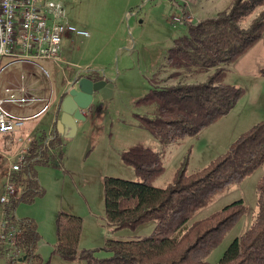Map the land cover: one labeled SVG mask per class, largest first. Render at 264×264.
<instances>
[{
	"label": "rangeland",
	"instance_id": "obj_1",
	"mask_svg": "<svg viewBox=\"0 0 264 264\" xmlns=\"http://www.w3.org/2000/svg\"><path fill=\"white\" fill-rule=\"evenodd\" d=\"M56 1L63 5L64 21L88 31L89 35L83 37L72 33V39H66L64 33L61 44L64 58L61 56V63L39 61L48 71L49 78L39 74L38 84L46 90L36 95L47 97L46 93L51 87V107L54 108L66 94L70 86L68 84L73 81L66 84L65 75L69 76V71H78L85 66L96 69L94 74L108 78L113 88L110 96H96L92 100L87 109L89 116L79 121L73 137L58 138L61 149L54 150L57 157L44 153L40 160L32 162L30 170L37 179L36 190L39 193L28 192L16 205L15 214L19 220L30 221L38 232L39 238L33 249V264H40L48 258L49 264H86L84 260L68 261L51 255L56 241V218L59 215L80 217L82 226L78 249L89 250L97 258L111 255V252L104 249L110 238L129 239L149 235L154 220L146 221L135 230H116V224L108 221L103 198L104 179L113 177L134 180V171L121 161L120 152L131 144L142 142L161 153L164 170L152 184L164 187L173 180L180 167H185L187 173L204 168L226 152L240 133L263 120L264 77L256 71L249 73L247 68H253L252 58L258 66L260 60L255 52L264 37L247 51L248 54L241 55L227 66L230 71H226L223 82L243 88V94L236 105L199 132L184 136L177 142L161 144L148 130L139 126L135 114H145L147 107L137 106L136 100L156 82L159 85L192 84L207 79L213 69L202 73L182 71L178 78H169L170 70L165 66L166 50L175 37L186 33L189 24L226 13L234 0ZM263 9L264 5L255 7L240 22V26L246 28ZM24 67L36 73L38 71L22 63L10 65L5 71L19 72ZM39 105L31 103L18 111L29 114ZM47 113L27 120L23 129L34 124L37 127ZM46 123L43 122V125L46 126ZM23 129L17 132L18 135H23ZM31 132H35L36 136L41 133L38 129ZM17 133L8 134L10 142L0 134V194L8 168L7 157L19 146L16 143L14 149L10 147V144L16 142L14 137H17ZM59 157L60 160L57 159ZM263 174L264 163L240 182L231 183L188 221L190 224L207 217L235 200H242L245 205L238 222L207 255L206 261L216 262L229 244L248 228L255 210L256 183ZM7 260L4 255H0V264H8Z\"/></svg>",
	"mask_w": 264,
	"mask_h": 264
},
{
	"label": "trees",
	"instance_id": "obj_2",
	"mask_svg": "<svg viewBox=\"0 0 264 264\" xmlns=\"http://www.w3.org/2000/svg\"><path fill=\"white\" fill-rule=\"evenodd\" d=\"M262 5L264 0H234L226 13L189 24L186 33L175 37L165 56L169 78H178L182 71L202 73L213 69V72L204 81L192 84L159 85L154 80L156 83L135 102L137 106L147 107L145 114H135L139 126L161 144H169L199 132L227 114L243 94L242 87L223 82L227 66L264 37V9L246 28L240 22ZM260 75L264 76V66ZM53 133L47 146L36 145L41 148L38 158L27 157V163L15 173L22 193L5 208L18 229L14 245L24 251V260L29 264L35 259L33 249L39 235L30 221L19 220L14 212L28 192L39 193L37 179L30 170L32 162L40 160L44 153L57 157L54 150L61 149L58 138L63 136L55 126ZM3 136L10 140L9 135ZM120 159L133 169L136 178L104 179L108 221L116 224V230H135L146 221L154 220L151 233L129 239L110 238L104 249L111 255L97 258L89 250L78 249L81 218L59 215L51 255L68 261L84 260L86 264H264V174L256 183L255 210L248 228L229 244L216 262L210 263L205 258L242 216L245 210L242 200H235L188 224L198 210L214 201L226 187L240 182L264 163V119L240 133L226 152L204 168L187 173L185 167H180L164 187L152 184L164 170L160 152L136 142L121 150ZM4 251L0 246V255ZM49 262L50 258L40 264Z\"/></svg>",
	"mask_w": 264,
	"mask_h": 264
},
{
	"label": "built area",
	"instance_id": "obj_3",
	"mask_svg": "<svg viewBox=\"0 0 264 264\" xmlns=\"http://www.w3.org/2000/svg\"><path fill=\"white\" fill-rule=\"evenodd\" d=\"M66 32L86 37L89 32L78 29L64 21L63 5L56 0H0V72L14 63H31L46 69L39 64L40 60L61 63L60 49L62 35ZM81 72V73H80ZM95 69L86 67L79 75L86 76ZM70 85V83L68 84ZM70 86H68V91ZM4 96H0V134H11L20 131L25 122L36 117L21 116L12 113L6 104L24 107L34 102L42 103L40 112L51 104V94L40 97L30 93L24 83L16 87H6ZM19 143L16 151L7 157L8 168L5 172L2 192L0 194V246L5 250L3 255L16 264H29L24 260V251L14 245L13 238L18 229L8 218L5 208L10 201H16L22 188L16 181L15 173L27 163V157L37 159L40 149L36 145L47 146L53 139L51 132L38 138L35 132L27 135H15ZM14 215L16 216L15 212Z\"/></svg>",
	"mask_w": 264,
	"mask_h": 264
},
{
	"label": "crops",
	"instance_id": "obj_4",
	"mask_svg": "<svg viewBox=\"0 0 264 264\" xmlns=\"http://www.w3.org/2000/svg\"><path fill=\"white\" fill-rule=\"evenodd\" d=\"M72 33H69V32H66L65 33V36H64V38H66V39H72ZM75 35V34H74ZM63 38V39H64ZM259 43L261 44V45H259V48H257V51L255 52L256 53V57H258L259 58V60H260V62H259V64H258V66H256V63L254 62V59L252 58V64H253V68H251V70L250 69H248L247 68V71L249 72V73H253V72H258V74L260 75V70L262 69V67L264 66V61H263V58H264V40L262 41V40H260L259 41ZM61 44H62V42H61ZM251 48V47H250ZM249 48V49H250ZM253 48V47H252ZM251 48V49H252ZM248 49V50H249ZM250 49V50H251ZM247 50V51H248ZM246 51V52H247ZM259 51L261 52V54H259ZM244 53V55L245 54H248V52L247 53ZM254 51H251L250 53H253ZM60 53H61V55H60V58H61V56H62V58H64L63 56H64V52H63V49H62V47H61V49H60ZM249 53V54H250ZM246 57V56H245ZM242 59H240V61H241ZM40 61H42V60H40ZM45 61V60H44ZM46 61H48V60H46ZM14 64H18V63H14ZM14 64H11V65H14ZM22 64H26V65H28L29 67H32V68H34L36 71H37V73L36 72H34L33 70H30V68L28 69V68H21L20 70H19V72H16V71H13V70H10V71H5L6 70V68L8 67H6L2 72H0V77H1V79H0V96H4V94H5V92H4V90H5V88L6 87H16L17 85H19L20 83H24V85L26 86V88H27V90L30 92V93H33V94H40L42 91H44V90H46L44 87H42V86H40V84H38V79L40 78L39 77V74H41L43 77H46V78H49V73H48V71H47V73L48 74H45L44 73V71L42 70V68L40 67V66H38V65H34V64H31V63H22ZM40 64V63H39ZM41 65V64H40ZM10 66V65H9ZM86 67H90V66H85V67H82L81 69H84V68H86ZM44 68V67H43ZM45 69V68H44ZM81 69H79L78 71H74V72H71V71H69L68 72V75L69 76H67V75H65V77H64V81L66 82V84H67V82L68 81H71V80H73L75 77H76V75H77V73L81 70ZM94 69V68H93ZM96 70V69H95ZM227 70L228 71H230L229 70V67H227ZM5 72V73H4ZM100 74H98V76H99ZM262 76V75H261ZM262 77H264V76H262ZM103 78H105V79H107L108 80V78H106V77H103ZM63 90V89H62ZM53 93V90H52V88L50 87V89L48 90V93H46V94H48V96L50 95V94H52ZM47 96V97H48ZM59 96V95H58ZM58 96H57V98H58ZM40 97H45V96H40ZM57 101H58V99H57ZM34 103H40V102H34ZM42 103H40V105L39 106H36V108L34 109V110H32V112L31 113H29V114H21V113H19V111H18V109H21V108H23V107H18V106H16V105H12V104H6V108L8 109V110H10L12 113H14V114H17V115H21V116H30V115H33V114H36V113H39L36 117H34V118H38V117H40V116H43V114H45L47 111L49 112V113H47V115H46V117L44 118H42L41 120H40V122H39V125L36 127L35 126V124L32 126H28L27 128H22L23 130L21 131V132H23V135H27V134H29V131H34V130H39V131H41V133H40V135H38L37 137L38 138H42V136H44L45 134H47V133H49V132H51V134H54L53 132H54V126H55V129H56V131H57V133H59V131H58V127H57V120H58V118H59V115H60V110H59V103L57 102L56 103V105H55V107L54 108H52L51 107V104L49 105V107L47 108V109H45V110H43L42 112H40V108L42 107ZM89 111H85L84 112V115L86 116V118L89 116ZM31 119H33V118H31ZM31 119H29V120H31ZM43 122H47L46 124V126H44L43 125ZM78 123H79V121L77 122V127H78ZM31 133H33V132H31ZM76 133V132H75ZM60 134V133H59ZM16 135H18V133L16 134ZM60 135H62V134H60ZM13 138V137H12ZM11 140V139H10ZM10 140H7V141H9L10 142ZM14 140H15V137H14ZM16 143L17 142H13L12 144H10V147H13L12 149H14V146L16 145ZM11 149V150H12ZM11 150H9V151H11Z\"/></svg>",
	"mask_w": 264,
	"mask_h": 264
},
{
	"label": "water",
	"instance_id": "obj_5",
	"mask_svg": "<svg viewBox=\"0 0 264 264\" xmlns=\"http://www.w3.org/2000/svg\"><path fill=\"white\" fill-rule=\"evenodd\" d=\"M112 88V82L105 78L93 80L87 76L75 77L70 83V89L60 101V115L57 120L59 133L66 138L73 137L77 130V122L85 120L84 112L92 100L96 96L103 98L110 96Z\"/></svg>",
	"mask_w": 264,
	"mask_h": 264
},
{
	"label": "flooded vegetation",
	"instance_id": "obj_6",
	"mask_svg": "<svg viewBox=\"0 0 264 264\" xmlns=\"http://www.w3.org/2000/svg\"><path fill=\"white\" fill-rule=\"evenodd\" d=\"M95 72H91V73H89V74H87L86 76L88 77V78H90V79H93V80H99V79H102L103 78V76H100L99 78L97 77L98 75L96 74V76H95V74H94ZM59 105H60V103H59Z\"/></svg>",
	"mask_w": 264,
	"mask_h": 264
}]
</instances>
